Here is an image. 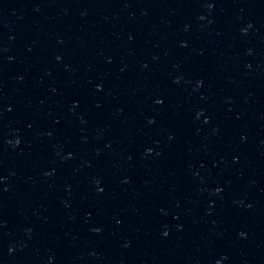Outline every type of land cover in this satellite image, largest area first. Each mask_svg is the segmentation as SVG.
<instances>
[{
	"label": "water",
	"instance_id": "95a60500",
	"mask_svg": "<svg viewBox=\"0 0 264 264\" xmlns=\"http://www.w3.org/2000/svg\"><path fill=\"white\" fill-rule=\"evenodd\" d=\"M0 264H264V0H0Z\"/></svg>",
	"mask_w": 264,
	"mask_h": 264
},
{
	"label": "snow or ice",
	"instance_id": "6c2138e0",
	"mask_svg": "<svg viewBox=\"0 0 264 264\" xmlns=\"http://www.w3.org/2000/svg\"><path fill=\"white\" fill-rule=\"evenodd\" d=\"M211 6V5H210ZM161 103H162V101H161Z\"/></svg>",
	"mask_w": 264,
	"mask_h": 264
},
{
	"label": "clouds",
	"instance_id": "9594fccd",
	"mask_svg": "<svg viewBox=\"0 0 264 264\" xmlns=\"http://www.w3.org/2000/svg\"><path fill=\"white\" fill-rule=\"evenodd\" d=\"M18 142V141H17Z\"/></svg>",
	"mask_w": 264,
	"mask_h": 264
}]
</instances>
